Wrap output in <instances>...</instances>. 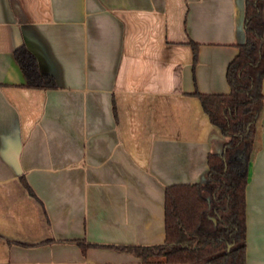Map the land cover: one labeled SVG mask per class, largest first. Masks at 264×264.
<instances>
[{"label":"crops","instance_id":"1","mask_svg":"<svg viewBox=\"0 0 264 264\" xmlns=\"http://www.w3.org/2000/svg\"><path fill=\"white\" fill-rule=\"evenodd\" d=\"M243 18V0H0V264H172L109 245L162 243L165 188L206 180L228 137L193 92H229ZM20 46L57 88L23 86ZM245 225L264 264V100Z\"/></svg>","mask_w":264,"mask_h":264},{"label":"trees","instance_id":"2","mask_svg":"<svg viewBox=\"0 0 264 264\" xmlns=\"http://www.w3.org/2000/svg\"><path fill=\"white\" fill-rule=\"evenodd\" d=\"M243 1L245 40L226 68L229 92H193L210 122L228 137L223 150L208 155L206 180L165 188L162 243L109 247L131 252L144 262L158 257L172 264H245V187L264 100V0ZM14 56L24 87L57 88L52 76L39 71L26 47H18ZM23 184L35 195L25 180Z\"/></svg>","mask_w":264,"mask_h":264},{"label":"water","instance_id":"3","mask_svg":"<svg viewBox=\"0 0 264 264\" xmlns=\"http://www.w3.org/2000/svg\"><path fill=\"white\" fill-rule=\"evenodd\" d=\"M213 220H215V219L213 218Z\"/></svg>","mask_w":264,"mask_h":264},{"label":"rangeland","instance_id":"4","mask_svg":"<svg viewBox=\"0 0 264 264\" xmlns=\"http://www.w3.org/2000/svg\"><path fill=\"white\" fill-rule=\"evenodd\" d=\"M202 264V263H201Z\"/></svg>","mask_w":264,"mask_h":264}]
</instances>
